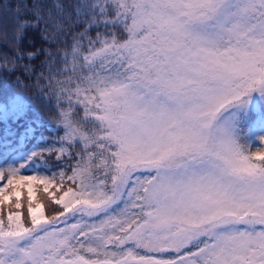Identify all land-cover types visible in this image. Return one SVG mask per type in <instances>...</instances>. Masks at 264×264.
Here are the masks:
<instances>
[{
  "label": "snow or ice",
  "instance_id": "snow-or-ice-1",
  "mask_svg": "<svg viewBox=\"0 0 264 264\" xmlns=\"http://www.w3.org/2000/svg\"><path fill=\"white\" fill-rule=\"evenodd\" d=\"M9 76L0 264H264V0H0Z\"/></svg>",
  "mask_w": 264,
  "mask_h": 264
},
{
  "label": "trees",
  "instance_id": "trees-1",
  "mask_svg": "<svg viewBox=\"0 0 264 264\" xmlns=\"http://www.w3.org/2000/svg\"><path fill=\"white\" fill-rule=\"evenodd\" d=\"M30 39L33 41L31 44L29 43ZM40 46H41V41L39 40L38 35L32 31H29L28 34L25 36V39H24L23 44H22V48L25 50H32L35 47H40ZM5 51H7V49H5ZM41 59H43L42 56L38 57L34 61H31V63L37 65V67H38ZM23 63H29V61L24 60ZM14 79H15V76H9V77H6L3 81H0V99H2L4 96H7L13 92L21 91V89L17 88L13 84ZM24 91L27 94L28 90H24ZM41 111H42V114L44 115V118L47 120L48 114H49V109L42 108ZM45 135H50V133L45 132ZM6 162H9V155L5 154L3 156H0V165L5 164ZM37 172L43 173L44 168H42V167L30 168L24 174L31 175V174H36ZM38 195H39L40 199L45 203L46 214H52L57 206L50 205L47 201V198L44 196L43 192L38 193ZM25 196H26V193H25ZM25 203H26V201H25ZM25 212H26V209H25Z\"/></svg>",
  "mask_w": 264,
  "mask_h": 264
}]
</instances>
